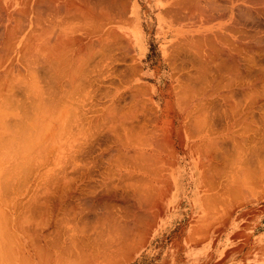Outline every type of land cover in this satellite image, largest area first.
Here are the masks:
<instances>
[{"label": "bare ground", "instance_id": "obj_1", "mask_svg": "<svg viewBox=\"0 0 264 264\" xmlns=\"http://www.w3.org/2000/svg\"><path fill=\"white\" fill-rule=\"evenodd\" d=\"M12 1L13 0H0V73H3V72L5 73L4 69H10V70L18 69L19 71H23V72L27 71L28 73L34 72L35 77H36V72L40 73V71H38L39 69L44 71V69L48 68L53 73V74L49 73V75L51 74V75L55 76V78H52V80L55 81V79H58V81L57 80L56 81L59 82V80L64 78L66 89L70 85L69 90H71V86L73 88L75 87V83L73 84V82L76 81L77 76H78V82H77L78 86H76L78 88V89L76 88V93L78 90L77 99L79 100V98L81 97L88 104L89 100H87V99L91 98L93 93L95 94V90L97 91L98 86L102 87V85H100V84L106 83L108 80L112 84H114V85L116 84V83H114V81L110 80L114 69H116V73L118 72L117 68H114L115 61L117 60V57L115 58V56H117L116 53H119V55H120V52L123 53V55L121 54V56L127 55L126 53L131 54V50H133V52L136 53L137 46L134 43H135V41L137 42L138 40H140L139 29H135V28L132 29V35L136 40L133 38L134 39V42H133L132 39L130 38L132 45L129 46L127 44L126 39H125V37L128 35V29H131L128 26V22L123 23L121 20H119L120 23L122 22L123 24H115V22L113 21L114 19H112V21L110 20V18H113V16L109 17V19H108L109 11H108V13L105 12L104 15L99 13V15L101 14L102 17L104 18V21H101L103 18H101V15H100V18L98 16L95 21L90 23L92 28L88 27V29L85 30V32H81V30H80V33H78L77 25L74 23V21H78V11L81 13H84V9H85V8H79L78 9V0H19V2H12ZM94 1L96 2L95 7L96 8L101 7V8H99L100 10L102 9L101 11H104V10L107 11V9L109 10V8L113 10L114 7L110 6L109 3H111L114 6H115V3H117V2H115V0H94ZM122 1H124V0H122ZM119 2L117 4H119ZM158 3H159L158 6L160 7V9H161V5H162L163 9L165 10L162 12L160 10L159 18L160 17L166 18L167 14H168V15L174 17V19L176 20L175 22H172V23H175L176 25H182L180 27L174 26V27L170 28L168 31L171 34V37H172L171 40L173 39V43L171 42L172 45L174 46L173 51H174V53L176 52V55H177V56L174 55L175 60L172 58V60H174V62L171 60L172 63L175 65L174 66L175 68L173 70L176 69L175 73L178 74L177 75L178 77L176 80H177L179 86H177L176 88H178V89L180 88L182 90L181 91L182 93L179 91L182 94V96L184 95V93H188V95L190 96V98L188 96V99H186V100H188V103H187L188 106L186 104L187 108L182 109V111L185 113L186 117L184 118L185 115L182 116L184 119L180 120L179 129H180L181 135H184V136L186 135V136H188L189 139H191V137H193V138L198 137L199 138V140L197 142L194 141L193 143H189L187 141V139H185V137H183V136L181 137L182 139H181L180 146L182 148L181 151L184 152L183 153L184 158L188 159L187 156L191 154V149H198V150H201V152L203 151L204 153H206L205 152L206 150H207V152L211 151L210 148L212 146L213 147L211 149L214 148L212 151H214L215 149H218V148L214 147L215 146L214 144H216V138L213 140L212 145L209 143H204L205 138H203V137H205V134H208V133L231 134V133H235V132L238 133V130L239 131L242 130L241 129L242 125H243V128L245 129V130H242L244 136H245V133H247V132L249 133L247 128L249 127L248 125H250V127L252 126L251 128L249 127L250 130L254 127V132H256L254 134L260 135L263 138L262 139L263 141L261 140V138H260V140L259 139L258 140H259V142L260 141L262 142V143L260 142L261 145H264V143H263L264 142V0H158ZM123 6H124V4H123ZM237 11L242 12L244 19L237 17V13L239 14V12H237ZM111 12L113 13V11H111ZM162 13H164L165 16H163ZM94 15H96V14H94ZM195 15L199 17L198 20H201V21H199V22H201V25L202 26L205 25V26L202 27L201 29L197 30L196 34H192V33H189L187 30H185V29H188L187 25L181 24L180 20L182 19L184 21H187L189 18H191L193 16L195 17ZM239 15H241V14H239ZM98 18H99V21H97ZM114 18H115V16H114ZM202 18H205V19L203 20ZM256 20L259 21L260 24H258V25L256 24V26H255V22L253 23L254 25L248 24V22H250V21L253 22ZM257 21H256V23H258ZM183 27H184V29H183ZM184 30L186 32H183ZM139 44H140V42H139ZM163 48L165 49L166 47H164V45H163ZM171 50H170V52H171ZM166 52L168 53V49L166 50ZM139 60H140V58H139ZM120 61H125V60L121 59ZM123 66L124 65H122V69L124 70ZM142 66H143V64H142ZM128 67H130V65H128ZM136 67L134 66V69H131V67H130V69L128 68V70H132L131 73L132 72L135 73L136 71L134 72V70L136 69ZM126 68H127V66H126ZM48 69L46 70V72L48 71ZM122 69L120 71H122ZM41 73H42V71H41ZM127 73L129 75L131 74L130 72H127ZM8 74H9V72H8ZM113 74H115V72ZM120 74H122V73H120ZM2 75L0 74V77H2ZM9 76L10 75H8V77ZM29 76H30V74H29ZM45 79H47V78L45 77ZM19 80H18V82H19ZM116 80H117V78H116ZM120 80H122V78ZM128 80L130 81V79H128ZM16 81H17V79H16ZM49 81H51V80H49ZM129 81H127V82L125 81L123 84H128ZM11 82L14 83V86L17 85L15 80L11 81ZM20 82L18 84L22 83V82L21 83ZM57 82H55V84ZM110 82H108V84H111ZM3 84L5 85V81L3 82ZM3 84L0 85L1 86L0 94L2 92L1 89L5 90V87L8 85L6 83L7 85L4 86ZM71 84H73L74 86ZM118 84H119V82H117V84L115 85L116 91L111 92V93H113L112 95H111V93L108 94V92H110L108 90L111 88V85L109 86L110 88L109 87L107 88L105 86V89L106 88L108 89V90L106 89L108 92L104 91L107 94L106 95L104 93L106 95L105 97H109V98L111 97L110 98L111 103H109L108 106L105 107L103 114L101 113V119H103V121H104L102 123L100 122L101 124L98 122V120L100 118L98 116V114H97V116H94V117L92 116L93 113H96V111H98L97 108H96L97 110L94 109L96 111H94L92 108H90L91 103L93 105V102L96 103L95 101H90V106L88 105L89 107H87V109L90 108L89 110L82 109L85 111L87 110L86 113H83L85 116L82 114L83 116L81 115L80 117H77L79 119L81 117H85L84 120L81 118L80 119L81 121H78L77 125H76V122L78 119L76 121H73L74 123L72 122L69 124L67 122V120L69 119L68 121L70 122V119H71L70 116H72L70 113H72V112L74 114L80 113L82 110L80 109L81 111L79 110L78 112H74V111H72L73 107L71 106V108H72L71 109L72 112H71L69 106L72 104L74 105L76 100H73V98H72V101H75L74 103L71 100H70V102H69V100L64 101L66 104L69 103V105L64 104L66 107L67 106L69 107V108L67 107L68 110H64V112L66 111L65 114L67 112L69 114L64 123L66 124V122H67V124H69V125L65 126L66 130L68 132L70 129L71 130L69 133L66 132L67 135H65L66 133L65 134L63 133V134L65 136L69 135V137L71 135L70 138H74V140L73 141L70 140L71 144H69V145L65 144L68 146V147L65 146V147H67L65 149V150H67V153H66V156H67L66 159L67 160L65 161V159L63 157L62 158L64 159V163L67 162L68 166L66 167L65 166L66 164L65 165L63 164L64 167H62V168H63V172H65V173L63 174L61 180H59V179L56 180L58 182H56L57 186L55 187L56 188L55 190H53V189L49 190L48 189V194L49 195H54V193L57 195L59 194L61 196L60 198H62V200H60V201H63V204H62L63 207L61 205H58L59 204L58 202H57L58 204L56 202L53 203V205L56 204V208H55V205L54 206L51 205L54 207V208H52L51 211H53L54 209H57V205L60 206L58 208H62V209H60V210H62V214H60V215H62L61 216L62 219L60 218L61 219V225H62V226L61 225L60 226L62 228L65 226V229H66L67 223L73 224L74 220H76V218H74V216L77 217L76 214H78V223H77L78 224V227H77L78 239H75L78 241V243L75 245L76 246L78 245L79 249H80V247L83 248L82 244L85 243L84 245H86V243H87L88 238L86 239V242L83 241V239L86 237V235L84 237L86 230L85 231H83V230L86 229L88 226L86 227L87 222H83V221L87 220L88 213H93L95 211L94 215H96V214H98V212H97L98 209L103 211L105 213L104 216L100 217L99 219H95V218L99 217V216L96 217L97 215L94 217L95 220L102 221V222L98 223V225L100 227L98 225H95V224H97L96 222H98V221L93 222L95 224H93V223H90V224H93L94 228L96 226H98L99 228H101V226H103V225L105 227L108 226L110 233H112L113 231L116 232L120 229H123L127 223L128 224L131 223L132 225H130V226L132 227L134 221L141 223V224L136 223L135 224L136 226L138 225V226L142 227V226H144L142 223L149 221L151 218L155 217V213L156 214L158 213V207H159L158 201L161 197L165 196V194L162 193L163 183L167 182V185H168V188L165 187V190L167 188L165 193L167 194L169 191V194H171L173 185L176 183V179H178L177 175H176L177 173L175 170L178 168V166H180L179 164L181 162H179V164H177L178 161H176V162L170 161L169 158H170V156H173L174 154H176L175 153L176 151L178 153H180V151H178V150L175 151L174 144L171 142L170 138H168V140L170 139V141H168L167 144H164V146H162L163 144L158 145V143L155 144L154 141L147 140V143L149 142L150 146H152L154 144L153 146L156 147L158 145L157 146V147H159L158 150L153 149L155 154L149 155L148 152H144L143 154H141L140 152H138V150L137 151L136 150L131 151L130 141L133 139V137H132V139L130 137L131 134H132V136L133 135L135 136L137 134L136 131H138V132L142 131L138 135L135 136V137H139L140 134L141 133L143 134V131H144V130H142V128L144 127L142 125V123L138 122L139 124L137 123V127H138L137 128L135 126L136 125L135 121L138 120L139 112H141V113L146 112V111L142 112L140 110V108L143 104L142 102H144L146 98H143L144 101H143V99H142V101L140 100V102H141V105H140L138 100H137L138 98L136 97V95L138 96L139 94H143V93L145 95L146 92L139 93V92H141L140 90H143L142 88L141 89L138 88V89H136V91H130V92H136V93H131L133 95L131 97L135 96V98L137 100L136 102L138 103V104L135 103L137 106H136V108L134 107L135 110H133V111L137 110L136 112H134L136 115H133L132 113H128V111L126 112L124 110L122 112H120L121 111L119 109L120 105L117 106L118 103L116 104L115 100L118 99L119 104H121L120 103V100H121L120 97L121 96L119 95V91H120L121 87H124L125 85L119 84V86H118ZM50 85H51V82H50ZM3 86H4V88H3ZM14 86H12V87H14ZM54 86L55 85L53 84L52 87H54ZM62 86H64V84ZM55 89H57V88H55ZM69 90L67 89V92H69ZM137 90H139V91L137 92ZM5 91H7V90H5ZM63 91H64V89H63ZM73 91L75 93V89L72 90V94H73ZM36 93H34L35 96L36 95L38 96L40 94V93L39 94H36ZM91 93H92V95H91ZM64 94H66V93H64ZM134 94H136V95H134ZM6 95H9V94H6ZM42 95L41 96L39 95V97H41V98H39V97H37V98L40 99V103H42V105H43V103H44L43 102L44 101L43 96L44 95L43 96ZM100 95L102 96V98H104L103 94H100ZM101 96L99 97V99L101 98ZM70 97H71V94H70ZM73 97L75 98V96H73ZM2 98H4V97H2ZM33 98H34V96H33ZM67 98H68V96H67ZM93 98H95V97H93ZM95 99L97 101V98H95ZM139 99H141V97ZM41 100H43V101H41ZM84 100L83 101L79 100L78 104L79 103L81 105L83 104V106L86 107L87 104H86V102L84 103ZM186 100H185V103L187 102ZM60 101H61V99H60ZM80 101L83 103H81ZM57 102H58V100H57ZM98 102H100V101L98 100ZM151 102H152V104H154V102L152 100H151ZM183 103H184V101L182 100V104ZM97 104L95 106H97ZM101 104L102 103H100V105ZM65 106H63V107L60 106L61 108L59 107V111L60 110L62 111V108H65ZM79 106L80 105H78L77 110L79 109ZM116 106L119 108L117 109ZM146 106L149 107V103ZM42 107H45V106L43 105V106H41V108ZM152 107H153V109H157V108H155V106H152ZM209 107H210V109L211 108L212 109L208 110ZM223 107H225V108H223ZM81 108H83V107H81ZM146 108L147 107H145L143 109L146 110ZM149 108H151V107H149ZM149 108H147V110H149ZM132 109L133 108H131V111L130 110L129 111L132 112ZM153 109H150V112L151 113L153 112V114L155 115L156 112ZM218 109H221V110H218ZM43 110H44V108H43ZM74 110H76V107L74 108ZM100 110H102V109H100ZM21 111H24V110H21ZM27 111H28V109H27ZM59 111H57V112L60 113ZM212 111H216V114L213 115L214 117L212 116L213 121L215 119L221 120V118L223 120V117H225V120L227 121L228 124L226 126L223 125L224 127L221 126L222 128H220V129L217 127L208 128V127L202 126V123H204L207 119L209 120L208 117L206 119V116L209 115V113H207V112H212ZM45 112H46V110H45ZM51 112H53V113H51V115L53 114L52 116H54L51 118V115H50L51 120H56L55 117L59 116V114L57 115V112H56L57 116H55V112L54 111H51ZM147 112L149 113V111H147ZM23 113H25V112H23ZM31 113H32V111H31ZM24 115H22V117ZM66 115H64L63 117L66 118ZM102 115H104V116H102ZM156 115H155V117H158ZM60 116H61V114H60ZM30 117L32 118V115ZM68 117H70V118H68ZM141 117L143 118V116H141ZM108 118L109 119L111 118L114 121V122L112 121V123H114L115 125L110 126V123L107 122L109 125L108 126L106 124V121H109ZM145 118H147V117H145ZM180 118L181 117H179V119ZM186 118L187 119L189 118L188 119L189 121L190 120L193 121L192 125H191V121L186 122ZM101 119L99 121H101ZM73 120H74V118H73ZM210 120H211V118H210ZM94 121L97 123L95 124ZM130 121H132V122H130ZM143 121H145V120H143ZM48 122H50V121H48ZM119 122L122 124L123 130L118 129V131L119 132L124 131V135H126V137L130 134L129 137L131 140H129V144H128L129 146L127 144H125V142H124L125 137L121 133H120L121 135L118 133L120 136H122V138L120 137L121 138L120 140H118V138H115L116 137L115 134L114 135L112 134L114 137L110 135L112 133V131L114 132L115 130H117V128L114 129L112 127L120 125ZM129 122H130V125L128 126ZM57 123H58V120H57ZM89 123H90V125H89ZM92 123L96 125L95 128H98L97 131L99 129L101 130V128L103 127L102 124L107 125V129H109L108 131L111 130V132H109L110 134H108V132L105 133L106 136L104 139L107 141L106 142L107 146H109L108 145L109 141L111 144H113L111 142L112 137L115 138V140L117 139L118 142L121 141V147L120 148L118 146L117 147L118 149H116V146H115V149H116L115 151H118L119 154L117 152L116 153H109V152H111L110 150L114 149V147H113V149L112 148L109 149V152H108V150L103 149L102 154L100 153V156L97 158L98 161L91 159L94 157H90V159L88 158L89 156H91L93 154L92 149L91 150H89V149L85 150L88 147V144L89 143L91 144V142H90L91 140L89 141L88 139L89 138L90 139L96 138L94 134L99 132V131L97 132L95 128L91 129L92 131L90 130V128H88L91 131V132L88 131V134L89 133L91 134L93 132V130L96 131V133L95 132H94V134L92 133L93 135L92 134H91V136L89 135L90 137L87 136V134L84 135L85 133H87V130H86L87 128L85 127V125L87 124L88 127H92V126L94 127L95 125H91ZM193 123H195V124L199 123V126L197 125L198 128H195V126H194L195 124H193ZM206 123H208V122L206 121ZM260 123H261V125H258ZM52 124H54V123L52 122ZM71 124H75V126H73ZM81 124H82V126H81ZM97 124L101 125L102 127L99 126L100 127L99 128ZM251 124H253V125H251ZM54 125H52V126H54ZM70 125H71V127H70ZM78 125L80 126L79 130H80V128L84 131L86 130L85 133L82 130L81 131L83 132V134L81 131H79V130L77 131ZM140 125H141V127H140ZM238 125H240L241 130L239 128H238V130H236ZM246 125L248 127L245 128L244 126H246ZM19 126H20V124H19ZM34 126H36V125H34ZM46 126H48V125H46ZM120 126L118 128H121ZM213 126H214V124H213ZM48 127H49V129H51L50 126H48ZM65 127L63 126V128H62L64 132L66 131ZM73 127L77 128V129H75L76 131H73V132H76V135H78L81 132L80 134L84 135L85 138L82 135H80V137L78 138V136H76L75 133L72 132V130H74V129H72ZM82 127L85 129H83ZM108 127H110L111 129ZM54 128H55V126H54ZM68 128H70V129L68 130ZM103 128H102V130L104 133V130H106V129L105 128L103 129ZM145 128H147V125L145 126ZM145 128H143V129H145ZM153 128H156V127H153ZM135 129H137V130H135ZM133 130H135V132ZM58 131H60V130H58ZM251 131H253V130H251ZM130 132H133L134 134L130 133ZM147 132H148V130H147ZM149 132H151V131H149ZM33 134H34V130H33ZM98 134H100V133H98ZM101 134H102V131H101ZM102 135H104V134H102ZM163 135H162L163 137L162 136H160V137H162V138H164L165 136L168 137L166 134H163ZM240 135H242V134H240ZM240 135H239V137H240ZM243 135H242V137H244ZM250 135H253V134H249L247 136L249 137ZM256 135H254V137H253L254 139H255ZM57 136H58V133H57ZM72 136H74V137H72ZM96 136L98 137L99 135L96 134ZM157 136H159V135H157ZM231 137H232V135L231 136L229 135L230 139H231ZM236 137L237 136L234 135V140L238 138V137L237 138ZM242 137L240 139H242ZM56 138H58V137H56ZM66 138L67 137H65V139ZM249 138L245 137L242 139L243 142L245 140L244 144L247 143L246 139H249ZM253 138L251 136V139H253ZM61 139H63V138H61ZM81 139L83 142H84L83 139H85L84 144H83V142L80 143ZM122 139L124 140L123 142H122ZM218 139H217V141H218L217 145L220 144L219 143L220 140H218ZM240 139L238 138L239 141H241ZM86 140L89 141V143L87 145H86ZM134 140H133V142L135 143L136 139H134ZM238 140H236V145H234V147L235 146L237 147V145L239 143L238 149H240L241 152H243V149L245 147L241 146V148H240L241 143L240 142L237 143ZM256 140H257V138H256ZM93 141L95 142V140H93ZM230 141L232 143V140H230ZM255 142H257V141H255ZM114 143H116V141ZM260 143H255V144H259L257 146L262 147V146H260ZM93 144H95V143H93ZM204 144H206V145L208 144L207 145L208 147H206L207 149L204 147V146H206ZM248 144L250 145V142ZM250 146H249V148H250ZM253 146H251V149H252L251 152L253 151V148H252ZM258 147H256V149H255L256 151L255 150L254 151L255 152L258 151L260 153V150H259L260 148L258 149ZM88 148H90V147H88ZM91 148H93V147H91ZM203 148H205V149H203ZM39 149H40V146H39ZM63 149H64V143L62 146V153H63ZM128 149H130V150H128ZM263 149H261V151L264 153ZM245 150H247V149H245ZM115 151L113 150V152H115ZM235 151L237 152V150H235ZM84 152H85V155H87V157L86 156L83 157V159L85 158V160H83L81 156L80 157L78 156V154H81V153H83L82 155H84ZM197 152H199V151H196V153ZM211 152H210V154H211ZM241 152H239V153L241 154ZM249 152H250V150H249ZM249 152L247 150V152H246V153H248L247 157H248V159L252 160L254 157L252 155L254 153L252 152V154H249ZM86 153H88V154H86ZM259 153H255V155L258 154V155H256L258 157ZM115 154H118V155H115ZM206 154L210 155L209 152ZM146 155H149V156H146ZM250 155L252 158H249ZM183 156H182V158H183ZM262 156H264V154ZM238 157H239V155L237 156V158ZM247 157H245V160L243 157H241L243 160L242 159H236V161L241 160L242 161L241 163L243 165L244 162L246 161ZM260 157H261V155H260ZM209 158H211L210 159V161H211L212 156H210ZM79 159H80V162L78 163ZM214 160H217V159L214 158ZM100 161H102V163H101L102 166L99 163ZM201 161L203 162V160H201ZM212 162H213V160H212ZM249 162H250V160H249ZM260 162H262V164H264V160L263 161L260 160ZM185 163L188 164L187 162H185ZM192 163H193V161H192ZM197 163L200 166L201 163H199V162H197ZM241 163H240V165H241ZM99 165H100V167H99ZM206 165L209 167V164H206ZM249 165L252 166L251 163ZM249 165L246 164V166H248L250 168ZM70 166H73V167L70 168ZM246 166L243 165V168L245 167V169L246 168L248 169V167H246ZM212 167H211V169L215 168V167L214 168H212ZM69 169H71L74 172L73 173H70V171L68 172ZM217 169H218V167H217ZM249 170L250 169H248V171ZM257 170H259V169H257ZM257 170L255 169V173L258 172ZM221 171H219V172H221ZM215 172H217V171H215ZM215 172H214V174H215ZM251 173H253V172L252 171L250 172V176H249L250 179L252 178L251 176L253 175ZM222 174L223 173H221V175ZM256 179H257V177H256ZM207 183H209V182H207ZM215 184H216V182H215ZM54 185H55V182H54ZM212 187H214V185ZM236 188L237 187H235V190H236ZM37 190H39V189H37ZM45 196H47V195L45 194ZM54 197H56V196H54ZM206 197H208V196H206ZM37 198L39 199L41 197L37 196ZM46 198L48 199V197H45L44 200H47ZM38 199H35V200L37 201ZM40 200H42V199L38 200L40 202L39 204H42V202ZM58 200H59V197H58ZM32 202H34V201H32ZM66 202L68 205L66 204ZM77 202H78V204H77ZM31 204H33V203H31ZM36 204L39 205L38 203H36ZM43 204H46V202L45 203L43 202ZM33 205H30L31 206L30 208H32ZM48 206L44 205L43 206L44 208L42 207L43 209L41 207H40L41 208L40 209V208H38L39 206H37V208L40 209V211L37 210L36 212L39 211L38 213L40 214ZM34 208H36V207H34ZM71 209L76 210L78 213L76 211H74V212L72 211L74 214L70 213ZM57 210H59V209H57ZM34 211H35V209H34ZM16 213H17V211H16ZM31 213L34 214V212H32V211H31ZM38 213H37V215H38ZM43 213H45V211ZM47 213H48V208H47ZM100 213H99V215H103ZM70 214H72L70 217L71 218L73 217L74 220H71V218L69 217ZM44 215H46V214H44ZM34 216L35 215L31 216L30 218H33ZM38 216L40 217L41 214ZM66 216L69 218L67 219ZM39 217H37V218H39ZM91 217H93V216H91ZM37 218H34V221ZM40 218L43 220L42 217H40ZM54 219L56 220L58 218L53 217V220ZM94 219L93 220L91 219V220L95 221ZM68 220H69V222H67ZM34 221H32V222H34ZM52 221H51V224H52ZM87 221L89 222L90 220H87ZM151 222H152V219H151ZM84 223H85V226H84ZM34 224H35V222H34ZM80 224H83L82 226H84L86 228L81 229ZM90 224L88 223V225H90ZM57 226H58V228H57ZM93 226L91 225L92 228L91 227L90 228L88 227V228L91 230V229H93ZM130 226L128 227V230L131 229L130 233L132 230L134 231L135 228H136L135 229L136 231H137V229H140V228L135 227V226H134L135 228H133V227L131 228ZM24 228H26V227H24ZM31 228H33V227H31ZM55 228H57V232H55L56 233L55 236H57V238L59 236L62 237V235H59V234L62 233L63 230H61V229H60L61 231L58 230L59 224H57L55 226ZM125 228L127 229V227H125ZM143 228H146V225ZM27 229H28V227H27ZM28 231H29V229H28ZM33 231L35 233V230H33ZM51 231H49V232L51 233ZM103 231H104L103 234L101 231H98L97 234L95 233L96 231H94V233L96 236L101 235V238L103 239L106 235L105 232L107 230L105 231L103 229ZM139 232L141 233L142 231H139ZM64 233H65V231H64ZM66 233H67V231H66ZM137 233L134 232V234H137ZM30 234L33 235V233H30ZM43 234H45V233H43ZM91 234H92V236H94L93 233H91ZM14 235H16V234H14ZM102 235H104V236H102ZM81 237L83 238L82 240H81ZM88 237H91V235ZM52 238H54V237H52ZM55 238H54V242H55ZM91 238H93V237H91ZM98 238H100V236ZM125 238L126 237L124 236V239ZM37 239H38V237L35 239L38 242ZM95 239H96V237H95ZM124 239H122V240L124 241ZM93 240H94V238H93ZM93 240H92V244H96V243H98V241L100 239L98 241L96 239V241H97L96 243H95V241L93 243ZM43 241H44L43 243L45 244V237H44ZM51 241H53V239ZM56 241H58V240H56ZM101 241L103 242V240H101ZM101 241H100V243H102ZM107 241H109L108 238H106V243H107ZM123 241H118L120 243H117L116 247L121 246L122 245L121 242L122 243L125 242V241L124 242ZM127 242L129 243V241H127ZM19 243H20V241H19ZM55 243H57V242H55ZM68 243H67V245H68ZM137 243H139V242H137ZM109 244H110V242H109ZM52 245H53V243H52ZM67 245H65V246H67ZM98 245H100V244L98 243ZM110 245H113V246H111L113 248L115 246L114 243L112 244V242ZM41 247H42V245H41ZM55 247H56V244H55ZM100 247H103V248H101L102 250L105 249L106 247L108 248V243H107V246H104V244H103V246H100ZM124 247H125V245H124ZM126 247H128V246H126ZM131 247H133V244ZM36 248H37V246H36ZM43 248L46 249L45 247H43ZM52 248H53V246H52ZM59 248H57V249L59 250ZM110 248L105 249V250L110 251ZM113 248L111 251H113ZM118 248H119V253H120L121 252L120 247H118ZM12 249H13V247H12ZM61 249H62V247H61ZM98 249H100L99 246H98ZM114 249H116V248H114ZM47 250H49V249H47ZM82 250H79V252ZM88 250L92 251L90 246H89ZM95 250L96 249H94L93 251H95ZM49 251H51V250H49ZM96 251H98V250H96ZM111 251H110L111 254L114 253ZM115 251H117V250H115ZM13 252H15V249L13 250ZM54 252H56V251L54 250ZM61 252H62V250H61ZM85 252H86V250H85ZM85 252L83 251V252L79 253V254H82L81 257L83 256V260L80 259V261H79L82 264H84V263L86 264L88 259L87 260H85V259L88 255L91 256V254H84ZM101 252L104 253V251H99V253H100V254H98V255H100L99 258L100 257L102 258ZM123 252H125V250ZM43 254L45 255V251ZM105 254L107 255L108 253H105ZM115 254H116V252H115ZM8 255H11V254L8 253ZM47 255H49V254H47ZM58 255L59 254H57V257H59ZM63 255H64V253H63ZM85 255H87V256H85ZM98 255L97 254L94 255V252H93L92 256H93V258H95L94 256H97V258H98ZM72 256H70V257L72 258ZM84 256H85V259H84ZM112 256H114V254H112ZM112 256H111V258H114ZM70 257H68V258H70ZM104 257H103V259H105V260L108 259L107 258L108 256L105 258ZM22 258H23V256H22ZM38 258L40 259V257H38ZM48 259H46V261ZM103 259H101L102 261L100 260V263H98V264H102ZM50 260H51V257H50ZM64 260H65V258H64ZM81 260H82V262H81ZM109 260H112V259H109ZM71 261H69V262H71ZM66 262H68V261H66ZM30 263H32V262L30 261ZM49 263H50V261H49ZM61 263L64 264L62 262V260H61ZM87 263H89V262H87ZM89 264H91V263H89ZM109 264H110V262H109Z\"/></svg>", "mask_w": 264, "mask_h": 264}, {"label": "rangeland", "instance_id": "obj_2", "mask_svg": "<svg viewBox=\"0 0 264 264\" xmlns=\"http://www.w3.org/2000/svg\"><path fill=\"white\" fill-rule=\"evenodd\" d=\"M82 1H83L84 5H78V9L79 8H85L84 9V13H81V12L78 11V21H74V23L77 25L78 33H80V30H81V32H85V30H87L88 27L92 28L90 23L95 21L98 16L100 18L101 14L104 15L105 12L108 13V11H109L108 19H109V17L113 16V18H110V20L112 21V19H114L113 21L115 22V24H123L124 22H128V26L131 29H128V35L126 37L124 35L123 36L125 37V39L127 41V44L129 46L132 45V43L130 41V38L132 39L133 42H134V39H135L133 37V35H132V29H134V28L135 29H139V31H140V34H139L140 40H138L137 42L135 41V43H134L137 46L136 53L133 52V50H131V54L126 53L127 54V55H125L126 57L125 56H121V54L123 55V53H121V52H120V55H119V53H116L117 56H115V58L117 57V60L115 61L114 68H117V71H118L117 73L118 74L116 73V69H114L113 73L115 72L116 75L112 73L110 80L114 81V83H116V84H117V82H119L120 85H125L124 87H121V89L119 91V95L121 96L120 97L121 100L120 99L119 100H120L121 104H119L118 99L115 100V103L116 104L118 103L117 106L120 105V108L116 106L117 109L119 108L121 110L120 112H122L124 110L126 112L128 111V113H132L133 115H136L134 112H136L137 110L133 111V110H135L134 107L136 108V106H137L136 104H138L136 101L138 100L139 104L141 105L140 100L142 101L143 98H146L147 100L145 99V101L143 99L144 102H142L143 104H142L140 110L142 112L143 111H146V112L149 111V113L148 112L147 113L146 112H143V113L139 112L138 120L135 121L136 125L134 124L135 122L133 123L136 127H137V123L138 122L142 123V125L144 126L143 128H145V126L147 125V128H145V129L142 128V130H144V131H143V134L141 133L139 137H135V136L138 135L142 131H140V132L136 131L137 134L135 136L134 135L132 136V134L130 136V134H129L127 137H126V135H124V131L119 132L118 129L123 130L122 124L120 122L119 123H120L121 126L117 125L115 127H112L114 129L117 128V130L114 131L115 133L112 131V133L110 134L109 132H111V130L108 131L109 129H107L108 123H110V126L115 125L114 123H112L113 120L111 118L110 119L108 118L109 121H106L107 125L105 123H104L105 125L102 124V126L106 129V130H104V133H103V130H102L103 127L101 125H99V124H97L98 127L101 126L102 128H101V130L100 129L98 130L99 132L97 131L98 128H95L96 127L95 124L97 122H95V121H94L95 124H93V123L91 124V125H95L94 127L93 126L92 127H88L87 124L85 125V127L87 128L86 129L87 133H85L86 130L84 131L81 128L79 130V127H80L79 125H78V129L73 127L72 129H74V130H72V132L76 131L75 129H77V131L78 130L79 131L82 130L85 133L84 135L87 134V136H89V135L91 136V134L92 133L94 134V132L96 133V131L98 133H100V134L96 133L97 135H99L98 137L96 136V134H94L96 138H94V139H90L89 138L88 139L89 141L91 140L90 142H91L92 145L89 143V141L86 140V145L89 143L91 146L88 144V147H90V148H88L86 145L85 146L87 148L84 146L86 148L85 150H88V149L89 150H91V149L93 150V154L91 156L88 155L89 156L88 158L90 159V157H94V158H91V159H94V160H97V158L100 156V153L102 154L103 149L104 150H108V152H109L110 148L113 149V147H114V149H113L114 151L116 149H118L117 148L118 146L120 148L121 147V141L118 142V140H120L122 138V136H120L121 134L125 137V138L123 137L125 141L122 139V142L124 141L125 144H127V145L129 144V140H131L132 137H133V139L130 141V149H131V151L132 150H136V151L138 150V152H140L141 154H143L144 152H148L149 155L155 154L153 149L158 150V148H159V147H157L158 145H160V144L162 145L163 144L162 146H164V144H167V142L170 141V139H171V142L174 144L175 151L176 150L180 151V153H178L176 151L175 152L176 154H174L173 156H170V158H169L170 161H175V162L178 161L177 164H179V162H181L179 164L180 166H178V168L175 170L176 173H177L176 175H177L178 179H176V183L173 185L171 194H169V191H168L167 194L165 193L167 188H168V185H167V182L163 183V185H162L163 186L162 187V193L165 194V196L161 197L159 199V201H158L159 202L158 213L157 214L155 213V217L151 218L152 222H151V219H150L149 220L150 222L147 221V222L142 223L144 226L146 225V228H143L144 226H142V227L138 226V225L136 226L135 225L136 223L137 224H141V223H138V222L134 221V223L132 222L133 223L132 227L133 228H135V227L140 228V229H137V231L135 230L136 229L135 228L134 231L132 230L131 233H130L131 229L128 230V227L130 225H132V224L131 223H129V224L127 223L126 224L127 226L125 225V227H127V229L124 227L123 229H120V230H118L116 232L113 231L112 233H110L108 226L105 227L103 225V226H101V228H99L100 226L98 225V223H100L102 221H98V220H95V219H99L100 217L104 216L105 213L103 211H101L100 209H98L97 210L98 214H96L97 216L94 215L95 211L93 213H88L87 216H88L89 219L87 218V220H90V221L88 222L86 220V221H83V222H87L86 227L88 226L90 228L91 225L93 226V224H95L93 222L98 221V222H96L97 224H95V225H98L99 227L96 226L94 228V226H93V229L90 230L88 227H87L88 229L86 227H84L85 223H84V226H82L83 224H80L81 225V229L86 228V229L83 230V231L86 230V232L84 234V237H85V235H86V237L84 239L81 237V240L83 239V241L86 242L87 238L88 239L90 238V239L89 240L87 239L86 245H84L85 243L82 241L84 243V244H82L83 248L80 247V249H79L78 245L77 246L75 245V244L78 243V241L75 240V239H78V229H77V227H78V224H77L78 223V214L75 213L77 217H75L73 215L74 218H76V220H74L73 217L71 218L70 216L72 214H70L69 217L71 218V220H74V223L73 224L67 223L66 229H65V233H66V231H67V233L65 234L64 231H63V233L61 234L62 237H60V238L58 237L57 238V236H56V238H55V235L47 234V233L46 234H42V235H37L36 234V235L33 236V239H34V250H31V251H21L20 250V251H15L16 253L13 252V250L4 251L3 253L5 254V256L7 258L10 257L9 259H11V261L13 260V263L11 262L9 264H21V261H24V263L26 264V261H27L26 255H33L34 256V260H33L34 264H53V263L54 264H56V263L57 264H62L61 260H62V262L64 264L65 263L66 264H68V263L69 264H82L79 261H80V259L83 260V256L81 257L82 254H79V253L83 252V251L85 252V250H86L87 253L85 252L84 254H91V256L90 255H88V256L85 255L87 257L85 259V256H84V259L85 260L88 259L87 262H89L91 264L100 263V260L103 259V257L106 255L105 253L109 254V255L107 254L105 256V257L108 256L107 257L108 259L106 258L108 261L103 259L102 264H107V263L109 264V262H110V264H193L192 262H190V259L189 260L188 259H184L183 261H181V260L175 261L174 259L171 258L172 251H175L177 249H181L182 250V246L180 245L181 244L180 243V239L182 237L185 236L186 238L187 237L189 238V242H190L188 244L189 246H191V244H195L196 242L201 243V240H202L203 235H204V229L205 228H207L209 226H212V225H216V226L230 225V223L232 222L231 216H233V217L237 216L238 219H235V221H236V223H238V225H240V224L247 225V226L257 225L256 223H254V220H253V223H252V219H251V216L256 214L257 211H258V214L260 216L259 221H258V225H261V226L264 225V219L261 218V216H264V164H262V162H260V160H262V161L264 160V156H262L264 153L261 151V149L264 148L263 147L264 145H261V143H262L261 141H260L261 143L259 142L260 138H261V140L263 138L260 135L254 134V133H256V132H254V127L251 129L253 131H251L250 128L252 126L250 127V125H248L250 128L247 125L244 126L245 128L246 127L249 128V129L247 128L249 133L246 131L247 133H245V136L243 135V131H242V130H245L243 128V125L241 126L242 128L240 127V125H238L236 130H238V128L242 129V130L240 129L241 131L238 130V133L235 132V133H231V134H223V133H221V134H214V133L213 134L212 133L205 134V137H203V138H205L206 142L204 141V143H209V144L212 145L213 144L212 143L213 140L216 138V144H214L215 145L214 147H216L218 149H215L214 151H212L214 149V148L211 149L213 147L212 146L210 148V150L212 152L208 151L209 154L211 152L210 155L206 154V153H208L207 150L205 151L206 153H204L203 151L201 152V150H198V149H191V154L187 156L188 159H185L184 156H183L184 152L181 151L182 148L180 146L181 139H182L181 137L182 136L185 137V139H187V141L189 143H193L194 141L197 142L199 140V138L198 137L197 138L191 137V139H189L188 136L181 135L180 129H179L180 120H183L186 117V115L182 111V109H186L187 108L188 100H186V99H188L189 95H188V93H184V95L182 96V94H181L182 90L180 88L179 89L176 88L177 86H179L178 82L176 80L177 77H178L177 76L178 74L175 73L176 69L173 70L175 68L174 67L175 65L172 63V61L174 62L175 56H177V55H176V52L174 53V51H173L174 50V46L172 45L173 39L171 40L172 37H171V34L168 31H169L170 28H172L174 26L180 27L182 25H176L175 23H172V22H175L176 20L174 19V17H172V16H170L168 14H167L166 18H163V17L159 18L160 10H161V12L165 11V10L163 9L162 5H161V9H160V7L158 6L159 5L158 0H124V1L115 0V2L118 3L120 1L121 3L120 2H119V4L115 3V6L112 5L111 3H109L110 6H112L114 8H113V10L109 8V10L107 9V11H105V10L101 11L102 9L101 10L99 9L101 7H98V8L94 7V9L92 8V10H91V9L88 8V4H89L88 1L87 0H82ZM12 2H19V0H13ZM123 4H124L125 7L123 6ZM111 11H113V13ZM237 12H239V14H241V15H239L237 13V17L244 19V16L242 15V12L241 11H237ZM93 13L96 14V15H94ZM99 13H101V14L99 15ZM162 15L165 16L164 13H162ZM114 16H115V18H114ZM193 17L189 18L187 21H184V20L181 19L180 23L183 24V25H187L188 29H185V30H187L189 33L196 34V31L201 29L205 25L204 24H203L204 26L201 25V22H199L201 20H198V18H199L198 16L195 15V17L194 18ZM99 18H98L97 21H99ZM101 18H103L102 15H101ZM202 19L204 20L205 18H202ZM119 20H121L123 23L122 22L120 23ZM101 21H104V18ZM256 21H253V22L250 21V22H248V24L254 25L253 24L254 22H255V26H256V24L257 25L260 24L259 21H257L258 23H256ZM183 29H184V27H183ZM185 30L183 32H186ZM139 42H140V44H139ZM163 45H164V47H166L165 49L163 48ZM167 49H168V53L169 54L166 52ZM170 50H171V52H170ZM139 58H140V60H139ZM172 58L174 60H172ZM119 59L120 60L124 59L125 61H120ZM142 64H143V66H142ZM122 65H124L123 66L124 70L122 69ZM125 65L127 66V68H126ZM128 65H130L131 69H134V66L135 67L137 66L136 69L134 70V72L135 71L136 72L135 73H133V72L131 73L132 70H128V68L130 69V67H128ZM121 69H122V71H120ZM25 72H27V71H25ZM127 72H130L131 74L129 75ZM120 73H122V74H120ZM28 74H30V76H28V78H38V75H36V77H35V75H34L35 73L34 72H30ZM20 78H22V76ZM50 78L51 79L55 78V76L51 75ZM116 78H117V80H116ZM121 78H122V80H120ZM128 79H130V81ZM56 80L58 81V79H55V81L51 80V85H49L48 90H46V91L48 92V96H49L48 107L50 108V110L52 109L51 111L55 112V116H57L59 114V116L56 117L57 120L60 117L59 119H60V123H61V131H62L61 132V138H63V139H61V145L63 146V143H64V149H63L62 157L66 161L67 160L66 159L67 158V156H66L67 150H65V149L68 146L65 145V144H68V145L71 144L70 140L73 141L74 138H70L71 135H70V137H69V135L65 136L71 130L70 128H68V130L70 129L69 132H68L66 130L65 126L69 125L73 121H76L77 119L78 120L76 122V125L78 124V121H81L80 120L81 118L84 120L85 117H81L80 119L77 118V117H80L83 113H86L87 110H89L90 108H92L93 110L97 108L98 111L100 109H102L99 112L96 111L97 110L96 109V110H94V111H96V113L92 114L93 117L97 116V114H98V116L100 117L99 118V120H100L101 119V113L103 114L105 107L108 106L109 103H111V101H110L111 97L110 98L109 97H105L107 94L104 91H106V92L110 91V92H108V94H110L113 91L115 92L116 91L115 90V87H116L115 85L116 84L115 85L112 84L109 80L106 83L100 84V85H102V87L104 86L103 87L104 89L101 86L100 87L98 86L99 90L98 89H97V91L95 90V94L93 93V95H92V93H91L92 97L90 96L91 98L87 99V100H89L88 104L83 98L80 97L79 100H82V101L84 100V103L86 102V104H87L86 107H84L83 104L82 105L80 103L78 104L79 100L77 99L78 90H77V93H76V88H77L76 86H78V84H77L78 76H77L76 81L73 82V84L75 83V87L73 88L71 86V90H69V87H70V85H69V87L67 88L69 90V92H67V89L65 87L64 78L59 80V82H57ZM125 81L126 82L129 81L128 84H123ZM55 82H57V83L55 84ZM108 82H110L111 84H108ZM53 84L55 85L54 87H52ZM63 84H64V86H62ZM73 84H71V85H73ZM119 84H118V86H119ZM110 85H111V88L109 87ZM105 86L107 88L109 87L110 89L108 90L106 88L108 90L107 91L105 89ZM55 88H57V89H55ZM138 88H140V89L142 88L144 90V91L140 90L141 92H139V93H142V92H146V93L148 92V93L147 94L145 93V95H144V93L143 94H139L138 96L136 94H134L138 98L136 100L135 96L131 97V96H133L131 93H136V92H130V91H136V89H138ZM63 89H64V91H63ZM74 89H75V93L73 91V94H74L73 95L72 94V90H74ZM138 91L139 90H137V92ZM64 93H66V94H64ZM70 94H71V97H70ZM100 94H103L104 98H102V96ZM112 94L113 93H111V95ZM43 95L45 96V94H43ZM99 95L101 96L102 99L101 98L99 99V97H100ZM33 96H34V98H33ZM67 96H68L69 99L67 98ZM73 96H75L76 99ZM37 97L38 96L37 95L35 96L34 93L27 92L26 93V102H27V104H31V103H33V101L36 102ZM93 97L97 98V101ZM122 97L123 98L125 97V98L123 99ZM140 97H141V99H139ZM72 98H73V100H76V102L72 101ZM189 98H190V96H189ZM60 99H61V101H60ZM57 100H58V102H57ZM65 100L66 101L69 100V102L71 100L73 103L75 102L74 105L72 104V105L69 106L70 107V111L72 109L71 108V106H72L73 107L72 111H74V112H78L80 109L81 110L82 109H87V107L90 106V101H95L96 103L93 102L94 106L91 103V107L89 109H87L86 111L82 110L83 111L82 112L80 110L82 112V113L80 112L81 114L80 113H75L74 114L72 111H71L72 113L69 112L72 116H70L71 117L70 122L68 121L69 119L67 120V122L69 124H67V122L65 124L64 122L66 121L67 116L69 115L68 112L66 113L67 115L65 114L66 111L64 112V110H68L67 109L68 106L66 107L65 105H67V104L69 105V103L66 104L64 102ZM98 100L100 102H98ZM151 100L154 102L155 105L152 104ZM182 100L184 101L183 104H182ZM185 100L187 101L186 103H185ZM81 103H83V102H81ZM100 103H102V104L104 103V104L100 105ZM148 103H149V107H151V108L146 106V105H148ZM77 104L80 105L83 108H81L79 106V109L77 110V107H78ZM96 104H97V106H95ZM186 104H187V106H186ZM60 106L61 107L65 106V108H62V111L61 110L59 111V107ZM152 106H155V108H157V109H153ZM75 107H76V110H74ZM145 107L149 108V110H147V108H146V110H144L143 108H145ZM131 108H133L132 112H130ZM223 108H225V107H223ZM150 109L155 110V112L157 114V115L156 114L155 115L158 116V117H155L153 112L152 113L150 112ZM211 109H210V107L208 108V110H211ZM218 110H221V109H218ZM51 111H50V115H51V113H53ZM57 111H59L60 113H58ZM56 112H57V115H56ZM207 113H209V115L206 116V119L208 117L209 120H210V118H211V120L209 121L207 119L206 121L208 123H206V121H205L204 123H202V126H205V127H208V128L217 127V128L220 129V128L224 127L223 125L226 126L228 124L227 121L225 120V117H223V120H222V118H221V120H219V119L216 120L214 118L215 120L213 121L212 116L216 114V111L207 112ZM60 114H61V116H60ZM63 114L66 115V118L63 117L64 116ZM52 115H51V117H54ZM104 115H102V116H104ZM141 116H143V118ZM182 116H184V118ZM70 117H68V118H70ZM145 117H147L148 119L145 118ZM179 117H181V118L179 119ZM73 118H74V120H73ZM188 119L186 118V122H190L191 121V120L189 121ZM99 120H98L99 123L100 122L101 123L104 122L103 119H101V121H99ZM143 120H145V121H143ZM130 122H132V121H130ZM130 122H129V124L127 123L128 126L130 125ZM192 122L193 121H191V125H192ZM193 124H195V123H193ZM213 124H214V126H213ZM71 125L75 126V124H71ZM71 125H70V127H71ZM89 125H90V123H89ZM197 125L199 126V123L194 125L195 128H198ZM251 125H253V124H251ZM258 125H261V123L258 124ZM63 126L65 127V130H66L65 132L62 129ZM81 126H82V124H81ZM119 126L122 129L118 128ZM140 127H141V125H140ZM153 127H156V128H153ZM88 128H90V130L95 128L96 131L93 130V132L91 134L90 133L88 134V131L89 132L92 131V130L90 131ZM108 128H110V127H108ZM83 129H85V128H83ZM135 130H137V129H135ZM135 130H133V131L135 132ZM147 130H148V132H147ZM101 131H102V134H104V135L101 134ZM149 131H151V132H149ZM83 132H82V134H83ZM107 132L111 136H113L115 134L116 135L115 138H118V140L117 139L115 140V138H113L114 137L113 136L112 137L113 140L111 139V142L113 144H111L110 141H109V143H108L109 146H107V144H106L107 141L104 139L105 136H106L105 133H107ZM63 133L64 134L66 133V134L64 135ZM73 133H75V135H76V132H73ZM80 133L78 135H76V136H78V138L80 137V135H82ZM118 133L119 134L121 133V134L119 135ZM130 133H133V132H130ZM163 134H166L168 137L165 136L166 138L165 137L162 138L164 136ZM238 134L239 135L242 134L244 137H242V135H240V137H239ZM249 134H253V135H250L249 136L250 138H249L247 136ZM84 135H82V136H84ZM157 135H159V136H157ZM229 135L230 136L232 135L231 139L229 138ZM234 135L237 136L239 139L241 137H242V139L245 138V137H247L249 139H246L247 143L244 144L245 140H244V142L242 141V139H240L241 141H239L237 137H236L237 139L234 140ZM254 135H256L255 139L253 138ZM26 136L29 137V131L26 132ZM74 136H72V137H74ZM129 136L131 137V139H130ZM160 136H162V137H160ZM251 136H252L253 139H251ZM65 137H67V138L65 139ZM84 138H85V136H84ZM168 138H170V139L168 140ZM256 138H257V140H256ZM134 139H136L135 143L133 142ZM217 139L220 140L219 141V143H220L219 145H217V142H218ZM83 140L85 142V139H83ZM93 140H95V142ZM147 140L154 141V143L155 144L158 143V145L156 147L153 146L154 144L152 146H150L149 142L147 143ZM230 140H232V143H231ZM236 140H238L237 143L238 142L241 143L240 144V148H241V146L245 147V148L243 147L244 148L243 152H241V150L238 149L239 143H238L237 147L236 146L234 147V145H236ZM113 141L114 142L116 141V143H114ZM253 141L254 142L257 141L255 143H260V146H262L263 148L262 147H258L257 145H259V144H255ZM82 142L83 141L81 139L80 143H82ZM84 142H83V144H84ZM92 142L95 143V144H93ZM249 142H250L251 146L254 145L252 147L253 151L256 149V147H258V149L260 148L259 149L260 153L258 151L255 152L256 150L254 152L252 151L254 153L252 155V156H254L252 160L248 159V157H247L248 153H246L247 150H248V152H249V150H250V152L252 150L251 146L248 144ZM204 145H206V144H204ZM207 145L204 146V147L205 148L208 147ZM248 145L250 146V148H249ZM65 146H67V147H65ZM115 146H116V149H115ZM91 147H93V148H91ZM1 148L3 150V145H2ZM205 148H203V149H205ZM22 149H24V150L26 149L28 151L31 148H30L29 145L25 144V145L22 146ZM130 149H128V150H130ZM234 149L237 150V152ZM245 149H247V150H245ZM113 150H110L111 152H109V153H116L117 152L119 154L118 151L113 152ZM196 151H199V152L196 153ZM239 152H241V154ZM250 152H249V154H252V152L251 153ZM255 153H259V156L257 157L256 155H258V154L255 155ZM82 154L83 153L78 154V156L79 157L81 156L82 159L85 156L87 157V155H85V152H84V155H82ZM86 154H88V153H86ZM118 154H115V155H118ZM149 155H146V156H149ZM238 155H239V157L237 158ZM260 155H261V157H260ZM182 156H183V158H182ZM210 156H212V160H213V162L215 164L212 162V160L210 161V159H211V158H209ZM241 157H243L244 160H245V157H247L246 161L247 160L248 161L244 162V164H243L244 166H246V164L247 165H249L250 163L252 164V166L249 165L250 168L248 166H246V167H248V169H250V170L252 169L251 170L253 172V173H251V174H253L251 176L252 180L249 177L251 171L250 170L248 171V169L247 168L245 169V167L243 168L241 160H237L236 161V159H242ZM28 158H29V155H28ZM63 158H62L63 164L64 165L66 164L65 166L67 167L68 166L67 162L64 163V159ZM214 158L217 159V160H214ZM249 158H252L251 155L249 156ZM83 160H85V158ZM201 160H203V162ZM249 160H250V162H249ZM192 161H193V163H192ZM79 162H80V159L78 160V163ZM185 162H187V163L189 162V163L186 164ZM197 162L201 163L200 166L198 165ZM99 163L102 166V164H101L102 161H100ZM240 163H241V165H240ZM63 164H62V166L64 167ZM206 164H209V167ZM100 165H99V167H100ZM72 167L73 166H70V168H72ZM211 167L212 168L215 167V168L211 169ZM217 167H218V169H217ZM255 169L256 170L259 169V170H257L258 172H256L257 174L255 173ZM214 170L217 171V172H215ZM218 170L219 171L222 170L223 172L222 171L219 172ZM69 171H70V173L74 172L71 169H69L68 172ZM214 172H215V174H214ZM64 173L65 172H63V169H62L61 175H60V173H58V177L56 178V180H58V179L61 180V178H62ZM221 173H223V174L221 175ZM0 175H1V179H0V194L4 193V191H7V194L8 193L24 194V193H27L28 190L31 189L29 187V184H31V181L33 179V177H32L33 176V172H31L29 170H27V171H19V172H3V171H0ZM256 177H257V179H256ZM214 181L216 182V184H215ZM56 182H58V181H56ZM207 182H209L210 184L207 183ZM213 185H214V187H212ZM165 187H167L166 190H165ZM235 187H237L236 190H235ZM49 190H51V189H49ZM33 192H34V190L32 189V191H30V194L33 193ZM206 196H208V197H206ZM66 204H67V202H66ZM77 204H78V202H77ZM72 211L74 212L76 210H72L71 209L70 213H73ZM99 213L103 214V215H99ZM91 216H93V217H91ZM95 216L96 217L99 216V217L94 219ZM69 217L66 216L67 219ZM91 219L92 220L94 219L95 221H92ZM69 220L67 222H69ZM88 223L89 224L93 223V224L88 225ZM102 228L105 231L107 230L106 231L107 233L105 232L106 235H105V237L103 239L101 238V235H97V236L95 235V233L97 234L98 231H101L102 234H103L104 231H103ZM179 228H184V230H183V233L185 232L184 235H182V236L181 235H176V233L179 232L178 231ZM94 231H96V232L94 233ZM139 231H142V232L140 233ZM134 232L135 233L138 232L137 233L138 235L134 234ZM91 233H93L94 236H92ZM186 233H187V235H186ZM89 234L91 235V237L94 238V240H93V238L88 237V236H90ZM123 235L126 237L125 239H124ZM99 236H100V238H98ZM102 236H104V235H102ZM12 237L11 238L13 240L15 238L17 241H25V242L27 241L26 235H22V236L18 235V236H12ZM37 237H38V239H37L38 242L35 240ZM44 237H45V244L43 243L44 242L43 241ZM52 237L55 238V242H57V243L54 242V238H52ZM95 237H96L97 241L100 239L98 241V243L100 245H98V243H96L97 241H96ZM106 238L109 239V241H107L108 248L107 247L106 248L104 247V248L105 249H109L111 246H113V245H110L111 242H112V244L114 243V245H115L114 248H116V249H114L113 247L110 248V251L113 248V251H111V252H114V253H112V254H114V256H112L110 251L105 250V249L102 250L101 248H103V247H100V246H103V244H104V246H107ZM121 238L124 239L125 242ZM28 239H29V241H31V239L29 237H28ZM50 239L51 240L53 239V241H51ZM91 239L93 240V243L95 241V243L97 245L96 244H92V240ZM56 240H58V241H56ZM101 240H103V242ZM100 241L102 243H100ZM118 241H123L124 242V243L121 242L122 245L120 244L121 246H118V247H120V251H121L120 253H119V248L116 247L117 243H120ZM127 241H129V243ZM109 242H110V244H109ZM137 242H139V243H137ZM52 243H53V245H52ZM67 243H68V245H67ZM55 244H56V247H55ZM123 244L125 245V247H124ZM129 244L131 246L133 244V247H131ZM41 245H42V247H41ZM65 245H67V246H65ZM36 246H37V248H36ZM52 246H53V248H52ZM89 246L91 247L92 251L88 250ZM98 246H99L100 249H98ZM126 246H128V247H126ZM43 247H45L46 249H44ZM61 247H62V249H61ZM57 248H59V250ZM47 249H49L51 251H49ZM94 249H96L98 251H96V250L93 251ZM43 250L45 251V255L43 254L44 253ZM54 250L56 252H54ZM61 250H62V252H61ZM79 250H82V251L79 252ZM115 250H117V251H115ZM124 250H125V252H123ZM99 251H104V253L101 252L102 258L101 257L99 258V256H100V255H98V254H100ZM7 252L9 254H11V255H8ZM93 252H94V255L95 254L98 255V258H97V256H94L95 258H93V256H92ZM115 252H116V254H115ZM63 253H64V255H63ZM47 254H49V255H47ZM57 254H59L58 255L59 257H57ZM22 256H24V259H22ZM70 256H72V258ZM111 256L114 257V258H111ZM38 257H40V259ZM50 257H51V260H50ZM68 257H70L71 259L68 258ZM64 258L68 262H66L64 260ZM46 259H48V260L46 261ZM109 259H112V260H109ZM82 260H81V262H82ZM30 261H29V264H32V263H30ZM49 261H50V263H49ZM69 261H71V262H69ZM8 262H10V261H8ZM87 262H86V264H89Z\"/></svg>", "mask_w": 264, "mask_h": 264}, {"label": "crops", "instance_id": "obj_3", "mask_svg": "<svg viewBox=\"0 0 264 264\" xmlns=\"http://www.w3.org/2000/svg\"><path fill=\"white\" fill-rule=\"evenodd\" d=\"M87 1L89 3L88 8L91 10L92 8L94 9L95 1ZM78 5H84L83 1L78 0ZM47 69L48 68L44 69V71L39 69L38 71H40V73L36 72V75L39 73L38 78H28V72L19 71L18 69H4L5 73H0L1 75L3 74L2 77H0V85H2L4 81V86L8 84L5 87V90L7 91L1 89L2 92L0 94V148L3 145V150L2 148L0 149V171L19 172L29 170L33 172V179L31 181V184H29V187L31 189L28 190L27 193L7 194V191H4V193L0 194V264H9L11 262L13 263V260L11 261V259H8L5 256V254L3 253L4 251H10L14 249L15 251L34 250V239L32 238L34 235H42L43 233L56 235L55 232H57L58 226L57 228H55V226L57 224H59L58 230L61 229L65 231V226L63 228L61 227L62 217L60 214H62V210L60 209L62 208H58L60 207L58 205L62 206L63 204V201H60L62 200V198H60L61 196L59 194H48V189H56L55 187L57 185L55 178H57L58 173H60L61 175V171L63 169V161L61 160L62 145L60 119H58V123H56V117V120H51L52 117L50 118V109L48 107L49 96L46 90H48L51 82L49 80H52L50 78V75L53 73L49 69L46 72ZM49 73L51 74L49 75ZM8 75L10 76L8 77ZM21 76L22 78H20ZM45 77L47 79H45ZM14 80L18 86H14V83L11 82ZM18 80L19 82H22H20L22 85L18 84ZM27 92H37V94L40 93V96L42 94H45V96L42 95L44 97V99L42 98L44 101L41 100L44 102L43 105L45 107L41 108V106L43 105L42 103H40L39 98L41 97H39V95V98H37L36 102L33 101V103L31 104H27ZM30 114L32 115V118L30 117ZM22 115L24 116L22 117ZM52 122L55 125L52 124ZM46 125L50 126L51 129H49V127ZM52 125H54L56 129ZM27 131H29V137L26 136ZM55 136L58 138H56ZM25 144L29 145L31 149L28 151L26 149H22V146ZM32 189L34 190V192L30 194V191H32ZM45 194L47 196H45ZM37 196L41 197L39 199H42L40 200L42 204H39L40 202L38 201L39 199L37 198ZM43 197H48V199H46L49 202L47 200H44ZM35 199L38 200L36 201ZM32 201L36 202L34 203ZM43 202H46V204H43ZM55 202L59 203H57V209H59L60 211L57 209L51 211L52 208H54V205L56 208V204L53 205V203ZM31 203H33L34 205ZM36 203H38L39 205H37ZM30 205H33L32 208H30ZM44 205L49 206L47 207L48 213L47 208L44 209L45 213H43L44 211L40 213V217L43 218L42 220L38 216L40 215L38 212ZM37 206H39L38 208H41L38 209ZM30 210L34 212V214L31 213ZM37 210L39 211L36 212ZM30 215H35L36 217L34 216L33 218H30ZM53 217H56L58 219L53 220ZM34 218L37 219L34 221ZM259 218L260 216L257 211L256 214L251 216L252 223L254 220V223H256L257 225L247 226L242 224L238 225V223H236L235 221V219H238L237 216H231L232 222L230 223V225H212L205 228L201 243L196 242L195 244H191V246L188 245L190 243L189 238H186L184 236L180 239L182 250L177 249L175 251H172L171 258L175 261L190 259V262H192L193 264H264V225H258ZM261 218L264 219V216H261ZM32 221H34L35 224ZM51 221L52 224L54 223L53 225L51 224ZM15 223L18 224L16 225ZM32 229L35 230V233ZM183 230L184 228H179V232H177L176 235H184L185 232L183 233ZM49 231H51V233ZM13 233L16 235H14ZM30 233H33V235H31ZM62 233H60L59 235H61ZM11 235H26L27 241H20L19 243V241H17L15 238L13 240L11 238ZM28 237L31 239V241H29ZM26 258V264H29V260H31L32 264H34L33 255H26ZM22 259H24V256ZM21 264H25L24 261H21Z\"/></svg>", "mask_w": 264, "mask_h": 264}]
</instances>
